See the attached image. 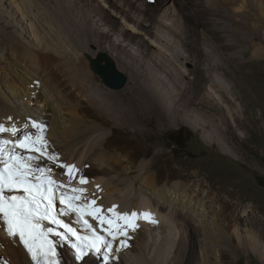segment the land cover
<instances>
[{
    "label": "rangeland",
    "instance_id": "374dc122",
    "mask_svg": "<svg viewBox=\"0 0 264 264\" xmlns=\"http://www.w3.org/2000/svg\"><path fill=\"white\" fill-rule=\"evenodd\" d=\"M4 2L0 0V14L5 7ZM47 2L24 1L26 8L30 11L33 9L31 12L47 26L48 37L37 31V35H34L37 42L15 35L13 29L2 22L4 17L0 16V72L5 80L14 81H8L7 87L0 84V94L6 90L4 93L8 97V93L20 97L28 95L24 101L19 97L22 110L26 114L37 112L44 117L50 112L43 106H37L38 102L31 96L36 85L42 84L48 92L52 91L54 101L62 109L63 116L59 119L64 118V123L53 124L56 131L63 130L59 125H76L75 128L87 131L88 140L97 142V154H105L112 159L104 172L95 173L92 163L84 166L86 172L83 178H86L88 185L95 184L101 189L104 187V194L108 195L106 197L118 203L121 201L127 205L126 201H129L130 205L138 204L137 207H142L139 212H146L147 217L157 213L166 215L169 220L177 222L175 226L182 243L186 238L187 242H193V239L205 236L210 240L219 235L229 237L232 231L234 238L231 239L230 257L221 255L220 264H264L245 243V239L251 236L264 248V187L257 182V179H264V0H181L183 9L175 1L168 2V13L163 12L166 18L157 16L159 21L154 23L156 27L161 22L169 24L168 28L171 26L170 29L176 33L170 41L160 39V42L170 46L166 50L170 53H173L170 48L176 45L178 54L185 53L186 58L199 66L192 78L188 77L177 88H172L175 118L152 112L149 120L140 125L147 132L146 136L134 134L130 127L120 126L123 124L118 113L127 101L125 88L128 82L120 90L109 89L90 68L88 55L96 51L98 46L104 45L106 39L102 36L119 42L117 35L113 32L102 34L105 30L99 28L92 16L86 19L88 28H81L78 18L65 11L58 14ZM258 3L262 5V14L258 13ZM158 10L156 14L161 13ZM173 12L179 15H172ZM161 30L169 32L163 28ZM220 34H226L229 42L217 41ZM36 45L46 49L44 54L58 59L53 66L54 78L37 69L27 54V50ZM105 49L113 53L117 50L112 44L106 45ZM150 49L157 51L155 47ZM124 50L128 52L121 53L124 61L129 60L140 66V53L128 48ZM115 63L117 70L120 73L123 71L125 77L129 78L126 65L119 60ZM202 64L211 67L218 83L220 81L225 87L228 86L229 96L224 94L225 90L213 92L214 96L211 94L208 83L210 77L205 76ZM128 65L132 67V64ZM185 67L191 65L187 63ZM29 76L32 77L31 81L26 78ZM78 78L84 82L79 89L74 86L77 90L75 97H65L61 87L68 85L74 88L70 81ZM197 78L202 87L201 93L196 87ZM230 94L235 99L231 103ZM207 96L211 100H207ZM2 101L0 115L13 105ZM229 104L235 105L233 112L225 110ZM55 117L53 114L54 120ZM17 119L15 116L10 119L0 117V126L6 129L0 134L10 141L22 135L19 125L14 124ZM27 126L33 127V123L30 121V125L25 128ZM11 129L19 130L20 134L11 132ZM133 152L137 155L134 156ZM74 153L70 158H83L88 153V147L79 145ZM64 163V169L58 171L62 178L70 175L67 165L72 166L71 160H65ZM197 185L201 190H197ZM207 190L228 203L223 214L218 210L220 202L214 205L217 228L205 224L207 219L202 216V212L196 219L202 220L205 227L197 226L188 217L191 211L185 209L184 196L192 200L206 198ZM177 255V264H195L185 251ZM212 264L217 262L212 260Z\"/></svg>",
    "mask_w": 264,
    "mask_h": 264
},
{
    "label": "bare ground",
    "instance_id": "6f19581e",
    "mask_svg": "<svg viewBox=\"0 0 264 264\" xmlns=\"http://www.w3.org/2000/svg\"><path fill=\"white\" fill-rule=\"evenodd\" d=\"M24 1L25 0H18V1L5 0L4 2L5 7L1 10V14H0V16L2 15L4 17L2 19V22L4 23V25H7L8 27L12 28L15 35L22 38H29L31 39L32 42H37V40L34 38V35H37L36 34L37 31L42 32L46 37H48L49 34H46V30H47L46 24L40 22L39 18H37L31 12L33 9L30 11L29 9L26 8L27 6H25L26 4H24ZM41 1L43 2V0ZM46 1H48L47 3L51 6L52 9H54V11L56 9V12L58 14H61L63 11H65L68 14H71L73 17L78 18L77 20L80 21L79 27L81 28H88L86 24V19L88 18V16H92L95 19L96 24L99 26V28L105 30V32H102V34L107 35L109 32H113L115 35H117L119 42H116L115 40L112 41L110 40V38H108L105 35L102 36L104 39H106V41L104 42L105 46L108 44H112L117 49L115 53L109 51L108 49H105V46L103 45V46H98L96 51L92 52V54H89L88 56L90 57L91 60L98 53L99 54L103 53L106 56L105 62H109L116 68L115 62L119 60L126 65L127 71H129V78H126V80H128L126 81V83L128 82V84L125 88L126 94L128 93L127 101L123 103L118 113L119 118L121 120L120 123L123 124L120 125L121 127H130L134 134L142 133L144 136H146L147 132L144 131L140 125H144L145 122L149 120L152 112H157L158 114L159 112H161V114L163 115L166 114L168 118H175L176 115H175V110H173L174 97L172 95V88L173 87L177 88V86L181 85L184 80L187 81L188 77L192 78L195 74L196 68L199 65L198 63L192 61V59L189 60L188 58H186L185 53H183L185 55L178 54V51L176 50V45L173 47V49L172 47L170 48L171 51H173V53H170L168 51L166 52V50H168V47L170 46H166L165 44H162V42H160V39L162 40L164 39L165 41H170V38L174 37L176 32L170 29L171 26L168 28L167 25L169 24L166 25V23L164 24L163 22H161L162 24L161 25L159 24V26L156 27L157 25H155L154 22L159 21L157 16L163 18L166 16L164 13H168L169 1L170 3L173 1L177 2L180 6V9H183L181 0H154L153 2L150 3H146L144 0H46ZM157 10L161 11V13L156 14ZM257 10L259 14H262L261 3L257 4ZM178 13H180V10ZM178 13L175 14L173 12L172 15L178 16L179 15ZM167 19L169 20L168 17ZM161 28L168 30L170 34L169 32H165L164 30H161ZM227 37L228 36L226 34H220L219 37L217 38V41H219L220 43H227V41L229 42V40L226 39ZM123 44L126 45V47L124 48H128L137 53H140V55L142 56V60H141L142 63L140 64V66L137 67L136 65L137 63H131L129 60L124 61L123 59L124 57L121 56V53L125 52L128 54V52H126V50H124V48L122 47ZM153 47L157 49L156 52L151 51L150 48ZM62 50L64 51V49ZM44 52H46V49L44 50L43 48H40L37 45L27 50V54L32 59L33 64H35L37 69H41L42 71H44L48 77L54 78L55 74H54L53 66L58 59L55 58L53 55L44 54ZM187 63H189L191 67L186 68L185 64ZM128 64H132V67H130ZM201 68L203 69L205 76L206 77L208 76L207 78L210 77L208 83H209V87L212 89V90L210 89L211 94H213V92L217 93L218 91L221 93V90H225L226 93L224 94L229 96L230 92L228 90V86L226 85L225 87L222 84V82L219 81L218 83L215 80V75L212 72L211 67L209 65L202 64ZM26 78L29 79L30 81L32 80L31 79L32 77L30 78V76ZM5 79L6 78L3 76L2 72H0V84H4L7 87L9 83L8 81L12 83L14 82L11 79H7V80ZM70 82L73 87L75 86L79 89L81 88V84L82 82H84V80L78 78ZM87 82L88 81H86V84ZM33 83L35 82H32V84ZM196 83H197L196 87H198L199 89L198 93H201L200 91H202V87L200 86L199 78H197ZM220 85H222L223 87ZM75 87L72 88L69 87L68 85H64L61 87V90L65 95V97L73 98L75 97V93H76L75 91H77L75 90ZM4 91L6 90H3V93L0 94L1 101L3 100L2 102L5 103L8 101L13 105L11 107L8 106L9 108L6 109L5 114L0 115V117L2 119H10L11 116H15L16 118L18 117L17 121L14 122V124L19 125L18 128L22 132V135L18 139H23L25 135L35 137L36 135L40 134L39 133L40 128L43 129L42 136L44 141L48 139V141L46 142V155L43 157H40L39 153H28L22 149H15V151L21 152L23 155L36 156L37 159L35 161H32L33 164H31V167L33 166L32 167L33 169L37 167L44 169V173H43L44 176H46L48 179L55 181L56 185H63V187L56 186L59 194L64 195L67 198L79 196L80 197L79 199L72 200L77 204L78 208H83L85 211H89L91 210V208L99 207L101 209L100 214L108 218L112 217V213H109L108 209L112 208L114 205L116 206L115 211L118 213H122V214L123 213L131 214L132 212L137 213L138 218L135 220L136 227L134 229L127 228L126 229L127 235L118 234L116 236V239H119L120 237H124L128 235H136V240L134 242V247L132 251L128 254L126 258H123L119 264H175L176 262H178V258H179L177 254H181L182 251H185L188 254L187 256L192 258L195 264H212V260L216 261L217 264H220L219 259L221 255L230 257L232 251V249L230 248L231 239L232 237L234 238L232 231L230 234L231 238L230 235L229 237H225L218 234L219 236L212 237L211 240L209 238H206L207 236H205V237L197 238L195 240L193 239L192 240L193 242H187L188 238H186L187 240H185L182 243L180 236L178 235L179 231H177L178 229L175 226V223L177 222L171 221V219L169 220L168 217H165L166 215L157 213L155 216L153 215L145 218L141 214H144L146 212H139L140 208L142 207L140 208L137 207L138 204L137 205L131 204L132 205L131 206L129 204V201H126L128 202L127 205L123 204V202L121 201H120L121 203L120 202L118 203L114 199H110V197L109 198L106 197L108 195L104 194L105 192V189H103L104 187H102L101 189L95 184L88 185L87 181L86 183L81 184L80 179L81 177L84 176V173L86 172L84 169V166L86 164L89 163L94 164L95 166L93 168V171L95 173H100L105 171L104 168L109 167L112 159L109 156H106L105 154L96 153L95 150H96L97 142L94 140L93 141L88 140L89 138L86 137L87 134L86 130H79L80 128L79 129L75 128L76 125H59L61 128H63V130L56 131V127H54L53 124L57 122H59V124L64 123L63 120L64 118L59 119L63 116V113L61 111L62 109H60L56 101H54L55 99H53L54 98L52 96L53 94L51 95L52 91L51 93L48 92L47 88L44 87L42 84L36 85V87L31 93V96H33V99H35L36 102H38L37 106L39 107L43 106L47 108L46 109L47 111L50 112L45 114L44 117L39 116L37 112L36 113L27 112L26 114V111L22 110V108L20 107V103H21V101L19 100L20 96L18 94L14 95L12 93H8L9 96L11 97L10 98L4 93ZM26 97L23 96L20 98L24 101ZM206 99L211 100L209 99L208 96L206 97ZM233 100L235 99L231 95L229 103L233 102ZM218 105L220 106V104ZM234 106L229 104L227 105L225 110H227L228 112H233ZM218 108H222V107H218ZM53 114H55L56 120L52 118ZM48 119H51L52 121ZM72 120H74V118ZM30 121L33 123V125H37V127L27 126V128H25L26 125H30ZM49 125H51V127H49ZM51 131H55V132L51 133ZM14 132L20 134V131L17 129ZM5 137L0 134V144H2L4 141H9L7 147L11 149L12 144L15 143L18 139L10 141ZM58 139L62 141H59ZM79 145H84L88 147V153L85 156H83V158L82 156L79 158L78 157H74L73 159L70 158L72 155L75 154L74 152L76 148L79 147ZM49 155L53 156L55 159L49 160L48 159ZM133 155L136 156L137 153L133 152ZM65 160L68 161L71 160V165L74 168V172L71 173L68 177L62 178V176H60L61 174H59L58 171L60 169H64L66 165L64 163ZM61 165H63V167ZM35 174L38 175L39 173H35ZM196 188L197 190H201L200 186L198 185L196 186ZM74 189L76 190L82 189L83 191H73ZM111 191H112L111 193H114L113 190ZM183 198L185 200V209H189L191 211L190 212L191 214L187 213L188 217H190V220H192L197 226L200 225L204 226L202 220L199 221L196 219L198 215H200L202 212L204 214V215L202 214V216H205L207 219L206 220L207 223L205 224H208V227L215 228L217 213H215L213 210L214 205H217L220 202V204L218 205L219 207L218 210L222 214L224 213V208L228 205L227 202H222L221 200H219L217 196L211 192V190L206 191V198H200L196 200H192L188 196H184ZM93 200L95 201V204H91V201ZM124 200L122 199V201ZM207 203H211V204H209V206H206ZM86 216L91 217L88 215ZM151 225H160L159 229L156 230L158 233L154 234L153 231L150 232L145 231V229ZM107 227H108L107 224L103 225V228L106 229ZM100 231H101V225H100ZM245 243H247L253 255H255L259 260L264 261V248L261 245H259V243L254 237L248 236L245 239ZM204 245H206V247H204ZM0 255L4 256L7 259L8 264H30L27 259V255L19 247L16 239L9 238L1 224H0ZM212 255L215 257H212ZM198 256L200 261H198ZM64 264H70V263H64ZM83 264H94V263L91 260H85Z\"/></svg>",
    "mask_w": 264,
    "mask_h": 264
},
{
    "label": "snow or ice",
    "instance_id": "6c2138e0",
    "mask_svg": "<svg viewBox=\"0 0 264 264\" xmlns=\"http://www.w3.org/2000/svg\"><path fill=\"white\" fill-rule=\"evenodd\" d=\"M33 127H37V125H33ZM3 131L6 129L0 126V132ZM10 131L14 132L15 130L11 129ZM39 133L35 137L25 135L23 139H18L12 144L11 149L7 147L9 141L0 144V165H2L0 166V218H2L7 236L12 239L18 238L19 243L31 255L34 264H59L56 246L49 239L50 234L59 236L61 240L67 239L68 236L74 237L75 242L71 243V248L74 249L73 254L77 261L90 252L100 254L103 250L104 262L108 264L112 245L106 237L115 240L118 234L127 235V228L134 229L136 227L137 213H118L115 211L116 206L114 205L108 209V212L112 213V217L108 218L100 214L101 209L99 207L91 208L89 211H85L83 208H73L72 200L80 198L74 196L67 200L68 207L79 212L81 218L88 215L97 220L104 235L97 234L88 221L84 220V224L91 231V235L81 237L75 229L58 219L54 214L53 207L54 186L63 187V185H56L55 181L44 176V169L31 167L30 162L35 161L36 156L23 155L21 152L15 151V149H22L28 153H39L40 157L45 156L46 141L42 136V128L39 129ZM48 159L54 160L55 158L49 155ZM61 166L63 167V165ZM34 172L39 174L34 175ZM73 172L74 168L68 166V173ZM80 183H86V180L81 177ZM18 191H22L24 195H6V193ZM73 191L83 190L74 189ZM60 202L66 203L63 196ZM91 204H95V201H91ZM141 215L146 218L148 214ZM45 220L49 224L62 228L63 233L57 232L53 228L44 230L41 222ZM105 224L108 225L106 229L103 228ZM121 245L127 247L124 241H121Z\"/></svg>",
    "mask_w": 264,
    "mask_h": 264
},
{
    "label": "water",
    "instance_id": "95a60500",
    "mask_svg": "<svg viewBox=\"0 0 264 264\" xmlns=\"http://www.w3.org/2000/svg\"><path fill=\"white\" fill-rule=\"evenodd\" d=\"M105 54H97L90 60V68L98 74L104 85L112 90H120L126 84V77L121 74L112 64L105 62Z\"/></svg>",
    "mask_w": 264,
    "mask_h": 264
},
{
    "label": "trees",
    "instance_id": "16d2710c",
    "mask_svg": "<svg viewBox=\"0 0 264 264\" xmlns=\"http://www.w3.org/2000/svg\"><path fill=\"white\" fill-rule=\"evenodd\" d=\"M173 136H174V135H173ZM173 136H171L170 138H171L173 141H175V140L173 139ZM257 182H258L261 186L264 187V179H257Z\"/></svg>",
    "mask_w": 264,
    "mask_h": 264
},
{
    "label": "clouds",
    "instance_id": "9594fccd",
    "mask_svg": "<svg viewBox=\"0 0 264 264\" xmlns=\"http://www.w3.org/2000/svg\"><path fill=\"white\" fill-rule=\"evenodd\" d=\"M145 1V0H144Z\"/></svg>",
    "mask_w": 264,
    "mask_h": 264
}]
</instances>
